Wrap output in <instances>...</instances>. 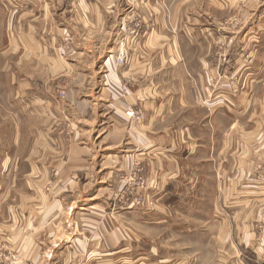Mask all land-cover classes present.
I'll list each match as a JSON object with an SVG mask.
<instances>
[{
    "label": "crops",
    "instance_id": "obj_1",
    "mask_svg": "<svg viewBox=\"0 0 264 264\" xmlns=\"http://www.w3.org/2000/svg\"><path fill=\"white\" fill-rule=\"evenodd\" d=\"M260 5L0 0V230L14 231L19 264H53L60 245L76 254L58 262L179 264L165 247L197 246L198 213L221 216L201 240L221 264H264ZM134 163L144 207L126 190L116 202ZM139 242L147 249L134 255Z\"/></svg>",
    "mask_w": 264,
    "mask_h": 264
},
{
    "label": "rangeland",
    "instance_id": "obj_2",
    "mask_svg": "<svg viewBox=\"0 0 264 264\" xmlns=\"http://www.w3.org/2000/svg\"><path fill=\"white\" fill-rule=\"evenodd\" d=\"M260 3L262 5H260L259 9H264V0H260ZM118 55H116L114 57V59H112L111 62H115V58ZM54 83H56V95L60 98H63L66 94L65 88L63 86H61V81L59 79H56L54 81ZM70 119V117H69ZM76 119V120H75ZM74 120H68L69 121V135L67 134V137L69 140L73 139L76 140V135L75 132L77 130V126H78V122H77V118L75 117ZM77 125V126H76ZM26 138V142L27 141V136ZM28 151H20L19 155L21 158H24V156H27ZM133 169L132 171L127 175V177L124 180V176L122 178V182L121 185L115 189V191L117 192V199L116 202L117 204L119 203V195L123 190H126L130 195H132V204H134L133 206H138V207H144L145 205V198H144V190H145V186H146V179L145 176L142 173V166L139 165L138 163H134L133 164ZM203 169V167L201 168V170ZM138 175L141 176L143 184L142 186H139L138 184ZM10 184V183H9ZM3 185H6V183L4 182ZM15 185H23V184H15ZM13 184H10V190L13 191L14 189L12 188ZM204 187H206V184L203 185V183L198 184V190H204ZM23 191V189L21 190ZM7 194H10L9 191L6 192ZM14 194L18 196V193L16 191H14ZM124 203V201H121ZM5 208V212L2 215V218L4 216L7 215L8 212H10L11 209H7L6 207H3L2 210ZM188 217V216H186ZM194 217V216H193ZM220 215H207L205 213H198L197 216H195L196 218V231L194 232L196 234V237L198 238H202V239H197V246L196 247H189L186 246L187 248L185 250H183L182 246L179 248L178 246L176 248L174 247H165L167 252L168 251H173V250H177L180 251V257H178L180 260L179 264H221L220 261V257L217 255V249H216V245L214 243L209 244L207 247L206 246H202L203 244L201 243V240H203L205 238V228L209 225L210 220L212 219L214 224H217L216 226L219 225L220 220ZM184 218V216H182V219ZM192 218V217H191ZM139 219V218H138ZM215 226V228H217ZM219 228V227H218ZM69 239H74L75 237H80L77 235L76 232L71 233L69 232ZM14 231L11 228L8 229H1L0 230V264H19L18 263V253L16 252L17 250L15 249V243H14ZM13 237V238H12ZM210 236L206 237L209 238ZM63 246H58L55 248H52L51 250L54 253V263L53 264H92V263H88V262H81V261H73V257H70V259L68 260V262H58L57 257H55L59 251H62L65 248H62ZM75 248V247H74ZM147 248H144L142 246H140V242L137 246H133L131 248V251L134 253V255H139V252H142L144 250H146ZM193 249V251H192ZM66 251L64 252V254H66V252H68L69 256L76 254V251L73 250V247H69L67 249H65ZM163 250V249H162ZM194 253V254H193ZM64 256V255H63ZM119 257H123V256H117V258ZM60 258V257H59ZM61 258H65V257H61ZM76 258V257H75ZM106 260L108 259V257H105ZM155 258V257H154ZM123 258L119 259V262H116V264H125L124 262H120V260H122ZM94 264V263H93ZM98 264H115V263H108V262H100ZM130 264V263H129ZM137 264H140V262H138ZM146 264V263H145ZM177 264V263H176Z\"/></svg>",
    "mask_w": 264,
    "mask_h": 264
},
{
    "label": "built area",
    "instance_id": "obj_3",
    "mask_svg": "<svg viewBox=\"0 0 264 264\" xmlns=\"http://www.w3.org/2000/svg\"><path fill=\"white\" fill-rule=\"evenodd\" d=\"M130 21V25L127 28V31L130 35H132L133 37L137 36L139 34V29H140V19L138 16H134L133 18H131ZM124 60V56L123 54H119V56H117L115 58V61L117 64H121ZM126 107L124 109V114L127 116V118L132 119V120H139L141 117V112L138 108H134L133 106L127 105L125 104ZM138 184L139 186H142L143 181L140 175H138Z\"/></svg>",
    "mask_w": 264,
    "mask_h": 264
},
{
    "label": "bare ground",
    "instance_id": "obj_4",
    "mask_svg": "<svg viewBox=\"0 0 264 264\" xmlns=\"http://www.w3.org/2000/svg\"><path fill=\"white\" fill-rule=\"evenodd\" d=\"M118 56H119V54H118Z\"/></svg>",
    "mask_w": 264,
    "mask_h": 264
}]
</instances>
